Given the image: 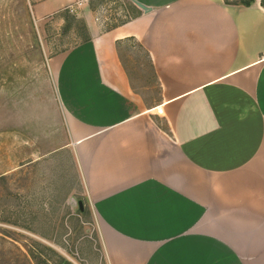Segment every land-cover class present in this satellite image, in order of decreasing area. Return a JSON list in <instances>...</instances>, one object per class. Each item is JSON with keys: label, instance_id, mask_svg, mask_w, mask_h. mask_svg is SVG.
I'll return each instance as SVG.
<instances>
[{"label": "crops", "instance_id": "1", "mask_svg": "<svg viewBox=\"0 0 264 264\" xmlns=\"http://www.w3.org/2000/svg\"><path fill=\"white\" fill-rule=\"evenodd\" d=\"M90 1L33 0L32 12ZM129 1V20L89 18L90 38L51 58L64 136L34 161L70 156L108 264H264L263 0ZM131 41L157 99L132 86Z\"/></svg>", "mask_w": 264, "mask_h": 264}, {"label": "rangeland", "instance_id": "2", "mask_svg": "<svg viewBox=\"0 0 264 264\" xmlns=\"http://www.w3.org/2000/svg\"><path fill=\"white\" fill-rule=\"evenodd\" d=\"M33 4L0 0V264H61L63 257L108 264L96 213L79 208L83 188L70 156L35 162L34 155L63 142L51 58L84 39L89 18L113 28L134 15L133 6L91 0L67 19L62 11L37 20ZM122 52L136 92L157 99L145 50L131 41Z\"/></svg>", "mask_w": 264, "mask_h": 264}, {"label": "trees", "instance_id": "3", "mask_svg": "<svg viewBox=\"0 0 264 264\" xmlns=\"http://www.w3.org/2000/svg\"><path fill=\"white\" fill-rule=\"evenodd\" d=\"M256 0H236V1H230V0H226V3H228V4H244V5H246V6H250V5H252L254 2H255ZM263 5H264V0H263ZM64 11H66V16L65 15H63L62 17L64 18V19H67L68 17H70L71 15H69L70 13V9H66V10H64ZM73 16H75V14H73ZM131 18V17H130ZM129 20V19H128ZM127 21V20H126ZM126 21H124V22H126ZM123 22V23H124ZM86 25V24H85ZM117 26V25H116ZM90 38V33H89V30L87 29V32H86V34H85V37H84V40H88ZM81 212H83V213H85L86 212V210H84V211H81ZM50 248V247H49ZM52 249V248H51ZM33 254V256L32 257H34V258H37V256H36V254L35 253H32ZM61 264H72V262L70 261V260H68L67 258H65V257H63V259H62V261H61Z\"/></svg>", "mask_w": 264, "mask_h": 264}, {"label": "water", "instance_id": "4", "mask_svg": "<svg viewBox=\"0 0 264 264\" xmlns=\"http://www.w3.org/2000/svg\"><path fill=\"white\" fill-rule=\"evenodd\" d=\"M135 2H136V4H137L140 8H142L143 10H145V11H150V10H151L150 7L145 6V5L142 4L141 2H139V1H135ZM79 205H80V209L83 210V209H84V203H83L82 200L79 201Z\"/></svg>", "mask_w": 264, "mask_h": 264}, {"label": "built area", "instance_id": "5", "mask_svg": "<svg viewBox=\"0 0 264 264\" xmlns=\"http://www.w3.org/2000/svg\"><path fill=\"white\" fill-rule=\"evenodd\" d=\"M32 0H29V2H31ZM71 11H74V8L70 9ZM158 113H163V108H158Z\"/></svg>", "mask_w": 264, "mask_h": 264}]
</instances>
